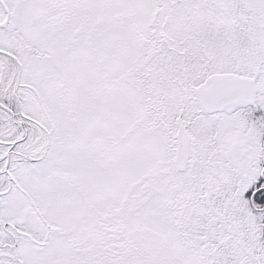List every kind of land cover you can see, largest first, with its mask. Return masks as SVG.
Instances as JSON below:
<instances>
[{
  "label": "snow or ice",
  "instance_id": "6c2138e0",
  "mask_svg": "<svg viewBox=\"0 0 264 264\" xmlns=\"http://www.w3.org/2000/svg\"><path fill=\"white\" fill-rule=\"evenodd\" d=\"M0 264H264V0H0Z\"/></svg>",
  "mask_w": 264,
  "mask_h": 264
}]
</instances>
